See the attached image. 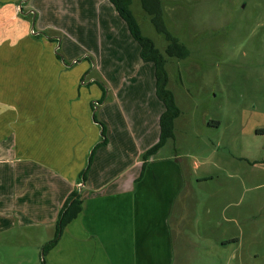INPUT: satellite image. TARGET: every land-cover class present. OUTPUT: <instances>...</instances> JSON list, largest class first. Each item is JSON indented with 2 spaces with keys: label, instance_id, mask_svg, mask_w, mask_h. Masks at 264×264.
<instances>
[{
  "label": "rangeland",
  "instance_id": "1",
  "mask_svg": "<svg viewBox=\"0 0 264 264\" xmlns=\"http://www.w3.org/2000/svg\"><path fill=\"white\" fill-rule=\"evenodd\" d=\"M14 1L0 11L7 65H38V74L49 75L54 50L62 55L63 39L80 31L82 38L72 39L77 60L54 63L52 76L58 72L77 92L95 83L103 87L91 107H107L115 125L114 152L127 150V159L115 160L114 168H130L133 162L138 180L148 158L151 162L180 156L183 187L175 197L164 244L153 239L146 248L147 264H264V134L257 133L264 131V0H160L168 33L188 51L183 59L166 55L168 41L151 23L155 15L145 12L139 0L132 1L130 10L141 34L153 41L165 59V89L179 111L172 127L165 126L168 135L163 144L150 156L146 153L161 134L156 124L159 104L151 92L156 89L155 68L139 58L138 44L124 22L112 16V6L99 23L81 2L75 1L78 11L69 12L60 0L49 1L47 5L55 8L51 21L56 24L41 27L39 12L28 0ZM95 1L101 4L103 16L108 0ZM36 4L44 6L41 0ZM20 31L25 41L18 40ZM12 40L15 48L9 47ZM99 117L104 124L100 113ZM141 142L142 148L137 146ZM18 169L24 171L18 185L26 191L32 182L36 191L46 183L35 168ZM13 170L0 166V264H79L75 252L79 244L97 251L103 263L112 264L106 246H91L94 239L84 241L83 236L72 241L74 256L66 249L64 255L50 249L59 214L53 219V198L40 197L42 189L19 197L9 187ZM18 182L13 178V184ZM79 183L75 191L81 188ZM8 209L12 213H2Z\"/></svg>",
  "mask_w": 264,
  "mask_h": 264
},
{
  "label": "crops",
  "instance_id": "2",
  "mask_svg": "<svg viewBox=\"0 0 264 264\" xmlns=\"http://www.w3.org/2000/svg\"><path fill=\"white\" fill-rule=\"evenodd\" d=\"M41 1L44 4L42 8L37 6L36 0H28L39 12V26L45 27L47 24L55 26L56 22L51 21L54 20L52 16L55 15V8L47 5V2L56 3V0ZM75 1L81 2L83 9L93 12L99 23L101 18L109 16V10H112L109 0L103 16L101 4L99 5L95 0H60L59 4L65 6L67 11L73 12L78 11ZM13 4H15L14 0H0V11L5 10V6ZM113 11L115 14L113 12L111 15L120 18L114 8ZM29 13L35 16L34 11ZM23 16L25 17L26 14ZM33 25L34 19L32 28ZM2 30H0V166L11 170L14 168L9 174L11 175L9 187L19 197L23 192L35 194L33 182L31 190L28 191L21 183L20 186L18 185L17 178H22L24 172L23 169L20 171L18 168L29 166L40 171L45 176L46 182L40 188L43 193L40 197L53 198L52 206L55 213L53 219L70 194L73 191L78 193L80 211L64 228L53 250L64 255L63 250L66 249L71 251L73 256L76 252L79 264H84L81 262L84 258L91 261L86 264H108L107 261L103 263L100 258L97 259L100 256L97 251L92 252L86 247L82 249L81 244L78 245L80 246L78 251L74 252L71 249L74 245L72 241L75 242L73 239L83 236L84 241L89 238L94 239L91 246H106L109 249L108 260L112 264H147L146 248L152 244L153 239L164 244L163 241L167 239V222L175 197L183 187L179 167L180 156L172 154L170 158L162 161L151 159V162L148 158L146 165L142 166L140 171L138 169L140 172L138 180H136L138 175H135L137 168L134 167L136 165L133 162L131 169L128 168L129 166L119 170L118 166L114 168L115 160L127 159V150L119 149L120 154L117 155L114 152L115 125L107 114V107L103 106L101 110L91 107L94 101L92 98L100 96L104 91L103 87L95 83L88 87H80L77 92L75 85L72 88L69 80L61 77L58 72L57 77L52 76L53 67L59 64L58 61L65 65L64 58L77 60L75 54L77 51L73 47L76 43H72V39L78 42L82 38L80 31L63 39V54L54 50L55 54L50 61L53 65H50L49 75L47 72L42 76L38 74V65H7L8 60L5 56L8 45L5 42L6 33ZM22 34V31L18 33V40L25 41ZM12 38L14 39V36ZM70 38L71 41L68 40ZM14 42L15 40H12L9 47L15 48ZM14 57L16 58L15 55ZM32 58L33 56L30 55V62ZM77 62L80 63V60ZM61 68V65H56L57 71ZM151 92L156 104H159L156 124L160 126L159 118L163 113V104L155 96L153 87ZM99 113L104 124L100 120ZM102 125L105 127L104 137ZM103 141H106L105 144H102ZM143 145V142L137 144L140 148ZM133 153L134 151L128 158L132 159ZM100 162H103L104 166L98 167ZM118 174L122 176L119 177ZM13 178L18 182L17 185L13 184ZM78 181L81 188L75 191ZM40 189L36 192L39 193ZM38 193L36 197L39 196ZM0 195L2 196L1 193ZM3 199H8V195ZM146 202H150V205L145 204ZM10 208L13 209L12 206ZM2 213H12V210L8 209ZM134 235L135 244L130 241ZM68 246L69 248H66Z\"/></svg>",
  "mask_w": 264,
  "mask_h": 264
},
{
  "label": "trees",
  "instance_id": "3",
  "mask_svg": "<svg viewBox=\"0 0 264 264\" xmlns=\"http://www.w3.org/2000/svg\"><path fill=\"white\" fill-rule=\"evenodd\" d=\"M133 0H109L110 4L125 23L126 28L133 38V40L139 46V57L144 63L153 64L155 68V93L157 98L163 103L165 107L164 113L160 117V140L159 142L147 151V155L154 154L158 147L163 144L164 138L168 133L165 132V126L172 127V121L179 115V111L176 109L173 103L172 93L165 89V72L164 64L165 59L160 53V51L155 47L153 41L141 34L139 25L133 16L130 5ZM142 8L149 15H155L151 20L152 25L155 27L156 32L163 35L168 41V46L166 48V55L171 58L183 59L188 55L187 49L174 37H172L161 19V6L160 0H139ZM104 96V94H103ZM96 120V118L94 119ZM96 122V121H95ZM258 134H264L261 130L257 132ZM102 136H105V127L102 125ZM103 141L102 144H105ZM92 155L90 156V159ZM77 192H72L64 203L63 207L59 211L57 222H56V232L54 233V239L49 243V248H53L58 240L64 228L69 224L80 211V200Z\"/></svg>",
  "mask_w": 264,
  "mask_h": 264
}]
</instances>
